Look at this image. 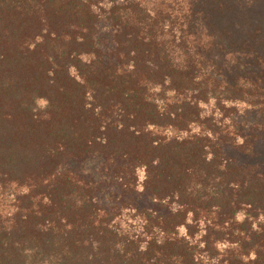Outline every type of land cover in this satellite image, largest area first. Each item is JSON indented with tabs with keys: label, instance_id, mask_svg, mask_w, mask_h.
<instances>
[{
	"label": "trees",
	"instance_id": "1",
	"mask_svg": "<svg viewBox=\"0 0 264 264\" xmlns=\"http://www.w3.org/2000/svg\"><path fill=\"white\" fill-rule=\"evenodd\" d=\"M0 264H264V0H0Z\"/></svg>",
	"mask_w": 264,
	"mask_h": 264
},
{
	"label": "rangeland",
	"instance_id": "2",
	"mask_svg": "<svg viewBox=\"0 0 264 264\" xmlns=\"http://www.w3.org/2000/svg\"><path fill=\"white\" fill-rule=\"evenodd\" d=\"M42 104H44V102H42Z\"/></svg>",
	"mask_w": 264,
	"mask_h": 264
}]
</instances>
